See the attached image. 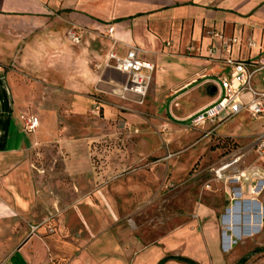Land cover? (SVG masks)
Wrapping results in <instances>:
<instances>
[{
  "label": "crops",
  "instance_id": "obj_1",
  "mask_svg": "<svg viewBox=\"0 0 264 264\" xmlns=\"http://www.w3.org/2000/svg\"><path fill=\"white\" fill-rule=\"evenodd\" d=\"M72 26L82 30L79 41L67 36ZM212 30L238 39L232 46L234 58L256 60L264 52V0H0V156L22 160L8 175L12 163L0 162V209L13 201L28 209L30 203L50 196L41 188L49 191L59 185L65 186L60 195L67 201L61 209L56 206L58 214L48 215L46 223L34 224L36 229L27 232L2 264H160L166 257L163 264H192L175 256L200 264H216V259L224 263L231 245L224 248L222 237L234 235L231 224L226 223L225 230L210 205L200 204L191 214L173 211L152 238L135 221L148 214L152 188L181 182V153L170 152L158 163L134 167L129 164L137 156L132 147L124 153L126 162L95 165L89 158L90 142L107 133L86 130L82 135L79 128L76 134L71 124L72 116L90 117L87 114L99 105L94 118L113 128L122 124L118 114L123 109L144 103L136 93L125 99L114 93V84L123 83L126 76L104 67L110 52L125 55L130 46L155 65L150 100H163L177 121L189 122L218 99L220 81L229 75L224 63L228 53L223 41L210 35ZM249 40L255 46L250 47ZM196 92L202 94V103L180 112L181 101ZM29 114L40 121L32 133L24 129ZM128 118L125 124L141 121L131 113ZM209 128L189 131L203 135ZM218 129L217 136H226ZM263 130L264 125L256 135ZM37 147L54 151L67 181H49L34 173L29 178L24 155ZM151 150L144 146L141 154ZM153 151L166 153L164 147ZM199 162L201 157L195 167ZM9 181L14 184L8 186ZM8 187L14 188L12 194ZM236 188L244 193L243 186ZM261 188H253L246 199L264 207L255 195Z\"/></svg>",
  "mask_w": 264,
  "mask_h": 264
},
{
  "label": "rangeland",
  "instance_id": "obj_2",
  "mask_svg": "<svg viewBox=\"0 0 264 264\" xmlns=\"http://www.w3.org/2000/svg\"><path fill=\"white\" fill-rule=\"evenodd\" d=\"M205 93L208 95L209 90L205 89ZM149 94L150 92L144 98L143 104L136 103L130 109H123L118 114L119 118L123 119L121 121L122 124H117L113 128L101 124L99 122L100 118L95 119V115L92 112L87 114L90 117L82 116V119L77 115L71 117V124L76 127V134L79 133V128H82V135L86 134V130L91 133H96L97 131L107 133L104 138L93 139L90 142V162L98 165L101 162H116L118 159L125 161L123 158L126 157V154L124 153L127 148L132 147L136 149L135 155L137 156L129 164L134 167L142 164L148 166L158 163L165 159L170 152L181 153V163L185 168L180 175L179 181L182 183H169L166 181V184L152 188V200L148 206V214H141L138 218H135L140 229L144 230L152 238L154 234L161 230L160 228L164 226L162 223L169 218L173 211H179L184 214L189 212L191 214L192 211H195L202 204L204 207L209 205L214 207L222 226L226 230L228 228L225 220L227 210L231 206L237 207L228 222L240 234L242 233V237L236 238L233 236V242L229 243L224 235L222 237V246L226 248V246L229 247L231 245L230 251L226 253L224 263L219 260L217 262V259L215 263L238 264L245 257L246 261L243 264H264V219L262 227L257 232L252 233V214L247 213L252 210L257 211L259 207L258 203L246 199L250 197L253 187H256L259 182L264 183V154L252 150L253 136L263 127L264 119H255L247 112H242L227 119L219 126L218 133L226 136H217L215 132L210 141H201L206 137V133L194 135L189 131V122L177 121L168 107L164 105L163 100L161 101L158 98L150 100ZM202 97V94L196 92L182 100L183 109L179 105V108L181 107L180 112L183 110L189 111L197 107L202 103ZM162 98H165V96L162 95ZM130 113L136 119H141V121L125 124L124 120L129 119L128 114L130 115ZM184 116H186V113L179 115V117ZM163 120L172 121L173 123L175 120L177 122L175 124L176 127L165 125L161 122ZM112 130L117 132L113 137L108 134ZM192 134L194 138L191 141L189 138ZM227 135L231 136L232 141L224 144V138L230 137ZM176 136L182 140L183 145H179V140L177 141ZM144 137H147L145 138L147 143H144ZM195 141L197 142L195 143ZM144 146H149L152 149L147 155L141 154ZM162 147L165 148V154L153 151L157 150V148L162 149ZM201 151L203 153L200 155ZM114 152H118V155H115ZM53 153L54 151L52 150H44L37 147L27 155H24L23 163L28 164L25 173L29 178L34 173L42 174L43 178L49 181L68 180L63 171L59 170L61 169L60 160ZM200 157L201 162L195 167V162ZM235 158L240 159L234 165L225 168L221 172L222 174H219V168ZM5 161L12 163V166L7 169L6 174L8 175L16 163H20L22 160L19 158L15 159L14 155L10 157L0 156V162ZM166 161L167 163L169 162L168 160ZM242 173L245 175L242 176ZM237 176H241V179H236ZM8 183V186L14 184V182L10 181ZM237 186H243L245 188L244 193L238 191ZM63 188L65 186L60 185L54 188L55 190L52 188L54 191H45L41 188L43 193L50 194V196L40 198L41 200L38 202L30 203L28 209L21 208L15 201L10 202L9 206L8 204L3 205L2 209H0V264L9 256L16 245L25 239L28 231L36 229V227H33L34 224L37 222L46 223L44 220L48 215L52 217L53 214H58L56 209L58 204L60 209L65 207L67 201L62 200L61 197L63 196L60 195L64 191ZM8 190L11 194L14 192L13 187H8ZM236 192H238V196L235 195ZM39 193L38 189H35V194L38 195ZM227 194L231 195L230 201H227ZM255 195L264 206V187L261 188L258 195ZM17 206L20 210L17 209ZM163 212L166 214H163ZM38 218L43 220H37ZM255 219H260V215L255 214Z\"/></svg>",
  "mask_w": 264,
  "mask_h": 264
},
{
  "label": "built area",
  "instance_id": "obj_3",
  "mask_svg": "<svg viewBox=\"0 0 264 264\" xmlns=\"http://www.w3.org/2000/svg\"><path fill=\"white\" fill-rule=\"evenodd\" d=\"M112 32L111 27L109 33ZM209 33L223 41L225 51L228 53L224 63L229 68V75L224 76L220 81L218 99L211 106L194 115L188 123V128L210 125L205 133L214 136L224 121L242 112H247L255 119L264 115V52L256 60L236 59L232 56V46L238 41L236 37L226 38L223 33L214 30ZM67 36L71 41H79L82 38V30L78 26H72L67 30ZM249 46H255V42L249 40ZM211 51L215 49L211 48ZM104 67L117 70L126 76L123 83L114 84V93L125 99L128 93L133 92L138 94L141 97L140 102H143L151 86L155 65L142 58L137 47L130 46L125 55L110 52ZM246 94H249V98H246ZM91 112L99 114L100 106H94ZM39 123L36 115L24 117V129L27 132H35ZM252 150L264 154V130L254 137ZM239 159H232L226 164L227 167L234 165ZM237 177H239L238 180L241 179V176Z\"/></svg>",
  "mask_w": 264,
  "mask_h": 264
},
{
  "label": "bare ground",
  "instance_id": "obj_4",
  "mask_svg": "<svg viewBox=\"0 0 264 264\" xmlns=\"http://www.w3.org/2000/svg\"><path fill=\"white\" fill-rule=\"evenodd\" d=\"M228 165H226V166H222V168H219V170H218V172H219V174H222L221 172L227 167ZM243 176L245 175L244 173L242 174ZM237 179H238V177H236ZM264 185V183L263 182H259L258 184H257V186L256 187H253L254 188V192H258L259 191V188H261L262 186ZM235 195L236 196H238V192H236L235 193ZM256 203H258V202H256ZM258 205V210L257 211H249L247 214H252L251 215V217H252V219H251V224H252V232H255V231H257V230H259L261 227H262V222H263V219H264V207H262L259 203L257 204ZM236 209H237V207H231L230 209H229V212L227 213V215H226V218H225V220H226V222L228 223V220H229V218H230V216H232V214L234 215V213H235V211H236ZM255 214H258V215H260V219H255ZM232 224H234V223H232ZM233 226V225H232ZM231 226V231H232V233H233V235L234 236H236V237H239L240 236V233H239V231L237 230V229H235V228H233ZM225 239L227 240V242H233V239L234 238H232V236L230 235V234H227L226 236H225Z\"/></svg>",
  "mask_w": 264,
  "mask_h": 264
},
{
  "label": "trees",
  "instance_id": "obj_5",
  "mask_svg": "<svg viewBox=\"0 0 264 264\" xmlns=\"http://www.w3.org/2000/svg\"><path fill=\"white\" fill-rule=\"evenodd\" d=\"M220 141H221V140H220ZM229 141H232L231 137H225V138H224V144L227 143V142H229ZM175 258H177V259H181V260H184V261H187V262H190V263H192V264H200V263H198V262H196V261H194V260H191V259H189V258H187V257H183V256H175ZM167 259H169V258L166 257L165 259H163V260L160 262V264H163L164 261H166ZM245 261H246V258L244 257V258H242V259L240 260V262H239L238 264H243V263H245Z\"/></svg>",
  "mask_w": 264,
  "mask_h": 264
}]
</instances>
